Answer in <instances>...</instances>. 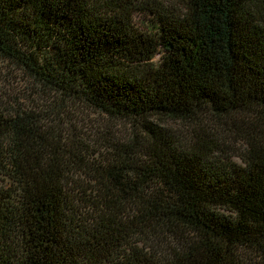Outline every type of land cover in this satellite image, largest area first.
<instances>
[{
  "label": "trees",
  "instance_id": "1",
  "mask_svg": "<svg viewBox=\"0 0 264 264\" xmlns=\"http://www.w3.org/2000/svg\"><path fill=\"white\" fill-rule=\"evenodd\" d=\"M0 64V264H264V0H0Z\"/></svg>",
  "mask_w": 264,
  "mask_h": 264
},
{
  "label": "rangeland",
  "instance_id": "2",
  "mask_svg": "<svg viewBox=\"0 0 264 264\" xmlns=\"http://www.w3.org/2000/svg\"><path fill=\"white\" fill-rule=\"evenodd\" d=\"M157 1L166 2L167 0ZM174 1L175 3L180 2V0ZM167 3H169V1ZM132 23L140 30H149L153 20L145 10H137L133 14ZM157 60L158 55L153 58L154 62ZM7 70L9 71V76H4L3 74H6ZM19 78L20 76L15 75L10 69H5V67L0 64V91L4 96L10 94L19 99L21 103H25L22 98L26 96L27 90H25V84L19 82ZM74 109V113L60 118L61 121L59 122V126L65 129L68 128L70 133H74L79 138L83 139L90 150L96 155L105 156L106 151L102 147L103 141L99 139L104 137L105 133L108 132L114 134L115 137L121 138L132 129L127 123L115 122L104 115L89 112L83 108ZM177 124H169V126L178 130L179 127ZM100 133H103L102 136H100ZM233 160L237 163L239 162L238 159L234 158Z\"/></svg>",
  "mask_w": 264,
  "mask_h": 264
}]
</instances>
